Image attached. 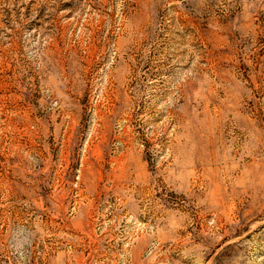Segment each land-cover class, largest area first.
<instances>
[{
	"label": "rangeland",
	"instance_id": "374dc122",
	"mask_svg": "<svg viewBox=\"0 0 264 264\" xmlns=\"http://www.w3.org/2000/svg\"><path fill=\"white\" fill-rule=\"evenodd\" d=\"M0 264H264V0H0Z\"/></svg>",
	"mask_w": 264,
	"mask_h": 264
}]
</instances>
